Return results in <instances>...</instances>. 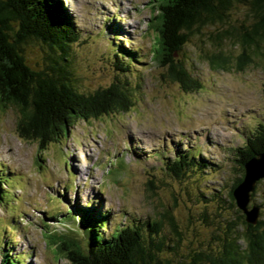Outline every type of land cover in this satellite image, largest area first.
<instances>
[{
  "label": "rangeland",
  "instance_id": "obj_1",
  "mask_svg": "<svg viewBox=\"0 0 264 264\" xmlns=\"http://www.w3.org/2000/svg\"><path fill=\"white\" fill-rule=\"evenodd\" d=\"M61 1L77 33L67 63L78 89L91 92L118 76L130 83L134 104L126 112L77 120L41 152L36 141L17 135L16 111L0 104V254L9 245L6 250L20 264H70L48 244L47 230L80 238L79 215L64 214L74 208L107 211L105 236L115 226L163 220L170 247L160 256L174 264L217 246L234 215L228 191L241 176L236 148L264 124V55L253 54L243 70L234 64L220 70L205 54L222 49L236 55L240 48L233 38L216 44L210 34L249 26L250 12L234 6L228 23L191 36L176 56L201 87L184 91L162 75L153 58L157 0ZM117 45L139 60L127 71L118 69L114 49L129 53ZM43 51L46 46L29 44L28 63L40 62ZM177 153H186L184 162H190H182L180 178L162 163ZM254 190L250 202L259 205L264 218V178Z\"/></svg>",
  "mask_w": 264,
  "mask_h": 264
},
{
  "label": "trees",
  "instance_id": "obj_2",
  "mask_svg": "<svg viewBox=\"0 0 264 264\" xmlns=\"http://www.w3.org/2000/svg\"><path fill=\"white\" fill-rule=\"evenodd\" d=\"M157 1L154 27L158 34L153 58L163 68L162 75L178 83L184 91H195L201 83L176 54L183 51L196 32L228 23L234 6L243 5L248 9L252 16L249 26L239 30L220 29L210 35L216 38V44L233 38L240 51L236 55L222 49L207 53L209 65L229 70L234 64L235 70H243L252 61L253 54L264 55V0ZM76 40L77 33L61 0H0V104L16 111L17 135L36 141L40 152L65 137L77 120L89 121L126 112L134 104L130 83L118 76L91 92L78 89L67 63L69 46ZM35 43L46 46L47 51H43L40 62L31 66L25 52L29 44ZM117 46L129 53L120 55L114 49L118 69L127 71L133 61L139 60L128 48ZM262 85L264 93V80ZM263 151L264 124H258L245 138L243 146L236 148L241 176L228 191V208L234 215L227 232L218 239L217 246L194 251L188 260L175 264H264V218L259 210L257 222L247 223L232 194L244 173L245 161ZM187 156L177 153L172 160L164 158L162 163L167 171L180 178L182 162ZM188 163L189 160L184 165ZM254 191L250 193V201ZM65 210L64 214L72 219L75 214L79 215L75 218L77 228H82L80 238L49 229L47 242L56 246L70 264H174L170 258L160 256L165 247H170L164 241L163 220H145L142 226L133 223L115 226L105 236L107 211ZM163 216L174 227L171 214ZM76 231L80 233L79 229ZM7 248L9 245L1 250L0 264H20L19 258L10 256Z\"/></svg>",
  "mask_w": 264,
  "mask_h": 264
},
{
  "label": "water",
  "instance_id": "obj_3",
  "mask_svg": "<svg viewBox=\"0 0 264 264\" xmlns=\"http://www.w3.org/2000/svg\"><path fill=\"white\" fill-rule=\"evenodd\" d=\"M261 178H264V151L245 161L242 178L232 190L236 206L242 211L245 221L249 224H255L259 217V206L249 203L250 193Z\"/></svg>",
  "mask_w": 264,
  "mask_h": 264
}]
</instances>
